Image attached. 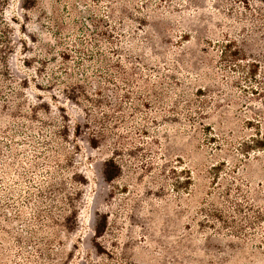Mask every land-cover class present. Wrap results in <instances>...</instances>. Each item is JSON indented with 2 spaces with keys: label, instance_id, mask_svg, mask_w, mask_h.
Returning <instances> with one entry per match:
<instances>
[{
  "label": "rangeland",
  "instance_id": "rangeland-1",
  "mask_svg": "<svg viewBox=\"0 0 264 264\" xmlns=\"http://www.w3.org/2000/svg\"><path fill=\"white\" fill-rule=\"evenodd\" d=\"M0 264H264V0H0Z\"/></svg>",
  "mask_w": 264,
  "mask_h": 264
},
{
  "label": "trees",
  "instance_id": "trees-1",
  "mask_svg": "<svg viewBox=\"0 0 264 264\" xmlns=\"http://www.w3.org/2000/svg\"><path fill=\"white\" fill-rule=\"evenodd\" d=\"M120 170L119 164L114 159H110L105 164L104 176L107 180H113L119 174Z\"/></svg>",
  "mask_w": 264,
  "mask_h": 264
}]
</instances>
